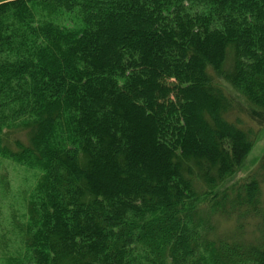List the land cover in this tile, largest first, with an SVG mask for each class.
Returning a JSON list of instances; mask_svg holds the SVG:
<instances>
[{"label":"trees","instance_id":"obj_1","mask_svg":"<svg viewBox=\"0 0 264 264\" xmlns=\"http://www.w3.org/2000/svg\"><path fill=\"white\" fill-rule=\"evenodd\" d=\"M240 114L264 129V0H0V154L42 170L8 264H264V161L220 188Z\"/></svg>","mask_w":264,"mask_h":264},{"label":"rangeland","instance_id":"obj_2","mask_svg":"<svg viewBox=\"0 0 264 264\" xmlns=\"http://www.w3.org/2000/svg\"><path fill=\"white\" fill-rule=\"evenodd\" d=\"M67 18V17H66ZM75 19V18H74ZM234 115V114H233ZM237 117V113L232 119ZM239 117L245 125L253 128L257 132L254 145L247 158L239 169L230 177L223 181L221 189L230 186L232 183L247 179L260 167L261 160L264 161V129L256 123L248 120L242 114ZM17 135L23 140L26 139V132ZM18 136V137H19ZM6 142L15 147L13 135L9 139L3 136ZM258 175L262 188L261 203L264 212V170H260ZM42 170L37 167H30L6 156L4 152L0 154V264H8L10 259L23 257L25 249V225L28 220V203L39 182ZM260 219L246 220L243 229L238 228L234 220H228L222 216L217 218L218 235H239L246 242H259V223ZM260 221V222H259Z\"/></svg>","mask_w":264,"mask_h":264}]
</instances>
